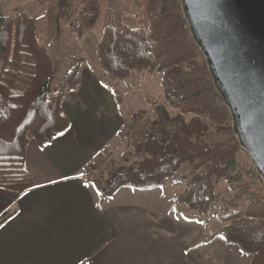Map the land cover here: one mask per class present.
<instances>
[{
	"label": "trees",
	"instance_id": "1",
	"mask_svg": "<svg viewBox=\"0 0 264 264\" xmlns=\"http://www.w3.org/2000/svg\"><path fill=\"white\" fill-rule=\"evenodd\" d=\"M79 4L72 19L71 0H55L56 40L61 20H67L70 32L77 36L96 23L99 0H79ZM142 7L147 28L107 24L95 58L110 80L125 79L132 70L159 73L163 100L178 111L171 115L163 103H157L150 120L143 118V110L132 112L131 117L141 119L144 127L130 143L139 159L113 166L101 181H85L108 198L123 186L161 187L181 165L192 163L191 171L180 177L187 180L175 196L187 220L202 221V215L214 206L218 181L230 183L234 190L216 215L223 226L197 245L218 238L226 246H235L247 258L245 264H264V187L255 171L247 179L243 163L235 159L240 147L230 127L222 125L229 120L228 110L190 37L179 2L143 0ZM73 60L53 87L56 64L37 35L35 17L22 11L0 14V188L15 192L30 188L34 177L24 164L27 142L33 138L42 147L69 129L71 122L61 100L65 91L79 87L84 58ZM107 89L119 107L121 92L112 85ZM201 116L217 123L214 131Z\"/></svg>",
	"mask_w": 264,
	"mask_h": 264
},
{
	"label": "crops",
	"instance_id": "2",
	"mask_svg": "<svg viewBox=\"0 0 264 264\" xmlns=\"http://www.w3.org/2000/svg\"><path fill=\"white\" fill-rule=\"evenodd\" d=\"M95 72L81 71L79 87L64 92L69 129L42 147L27 142L33 185L23 192L0 188V264H222L220 239L197 243L224 223L209 233L213 219L181 214L168 185L180 168L161 187L123 186L108 198L85 181L105 128L117 120L113 96Z\"/></svg>",
	"mask_w": 264,
	"mask_h": 264
},
{
	"label": "rangeland",
	"instance_id": "3",
	"mask_svg": "<svg viewBox=\"0 0 264 264\" xmlns=\"http://www.w3.org/2000/svg\"><path fill=\"white\" fill-rule=\"evenodd\" d=\"M71 18L74 19L79 8V0H71ZM101 13L93 27L83 30L80 36L70 32L68 21L61 20L59 39H55V23L53 20L56 7L55 0H0V14L7 15L14 11H22L31 14L36 19L37 35L43 43L48 45L50 54L56 64V73L53 79V87H57L65 72L72 66L73 59L83 57L80 72L95 68L94 75L100 80L108 93L107 85L116 87L122 94V103L117 110L113 111V120L105 128V140L102 141L92 160L87 164L83 174L86 178H96L101 181L106 171L113 166L130 164L139 158L134 154L129 141L124 136V127L133 121L131 113L143 110V118L150 120L155 117L154 107L157 103H163L171 115L178 110L169 107L163 100L162 88L160 86V74L148 73L146 70H132L130 75L122 80H110L95 58V47L103 28L113 23L118 26L126 25L136 28H147V20L142 7L143 0H99ZM98 66V67H97ZM109 93H111L109 91ZM111 96H113L111 94ZM186 119L189 115H185ZM201 120L208 125L211 131L217 125L206 116ZM136 119V118H134ZM231 129L229 120L222 123ZM114 127V128H113ZM232 132V131H231ZM235 158L243 163L244 175L250 179L255 171L246 152L241 148L237 151ZM176 177L169 183L174 194H178L184 187L186 180L180 177L191 171L192 163H184L179 167ZM256 173V172H255ZM169 185V186H170ZM216 200L214 206L202 215V221H210L207 230L211 233L221 225L216 215L227 198L234 193L232 185L223 180L215 184ZM181 208V205H179ZM223 226V225H222ZM221 226V227H222ZM222 264H245L246 257L239 254L235 246H225L221 243L220 250Z\"/></svg>",
	"mask_w": 264,
	"mask_h": 264
},
{
	"label": "water",
	"instance_id": "4",
	"mask_svg": "<svg viewBox=\"0 0 264 264\" xmlns=\"http://www.w3.org/2000/svg\"><path fill=\"white\" fill-rule=\"evenodd\" d=\"M178 2L232 134L264 187V0Z\"/></svg>",
	"mask_w": 264,
	"mask_h": 264
},
{
	"label": "built area",
	"instance_id": "5",
	"mask_svg": "<svg viewBox=\"0 0 264 264\" xmlns=\"http://www.w3.org/2000/svg\"><path fill=\"white\" fill-rule=\"evenodd\" d=\"M144 127H143V124H142V121L141 119H133V121L126 125L124 127V136L127 140L129 141H133L134 138H135V133L137 132V130H142ZM238 155L235 156V158H237ZM171 207H175V203H172L171 204Z\"/></svg>",
	"mask_w": 264,
	"mask_h": 264
}]
</instances>
